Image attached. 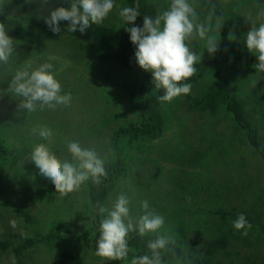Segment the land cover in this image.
Instances as JSON below:
<instances>
[{"label": "trees", "instance_id": "1", "mask_svg": "<svg viewBox=\"0 0 264 264\" xmlns=\"http://www.w3.org/2000/svg\"><path fill=\"white\" fill-rule=\"evenodd\" d=\"M173 1L44 0L42 11H36V7L29 8L32 4H26L27 0H0V212L9 206L8 210L25 223L24 230L18 233L0 231V235L5 234V240L0 239V249L11 253L7 264H27L25 250L39 238L47 244L56 242L58 264H86L85 257L82 262L73 257V252L88 244H84V240L103 245L106 252L114 255L113 264H264V53L247 55L261 78L260 83L251 88L246 82L248 89L243 90L239 78L230 75L224 66L227 56L216 53L217 59L212 61L197 53L201 43L196 45V35H190L188 43L178 41L179 49L176 48L172 35L165 33L163 26L174 20L180 22L182 32L196 31V25H192L196 15L182 20L185 10L182 3L196 8L198 0H178L179 9L171 11L166 7ZM212 1L216 0H206V4ZM225 1L230 9L239 10L247 5L253 10L256 8L264 23V0ZM237 13L234 11L235 16ZM69 14L78 22L83 16L88 31L81 33L73 27ZM182 37L177 35L176 39ZM65 55L74 62L70 63ZM82 57L87 58L88 64L83 70L76 64ZM135 67L143 74L140 80L129 73ZM108 69L120 71L115 73V80ZM94 72H100L114 88L119 87L117 80L122 79L118 89L104 82L101 87L97 83L100 89L95 91L99 94L101 90L107 101H114L117 108L128 104L135 119L130 120L125 115L109 131L113 152L106 161L83 169L81 180L87 186L85 218L99 220L108 191L117 179L129 175V163L137 162L133 158H141L136 152H144L148 143L151 145L159 139L170 126L172 116L179 118L173 115L174 107L176 103L181 105L180 95L184 94L196 108L199 118H196V127L204 144L202 150L196 149L189 157L197 163L196 177L186 176L191 175L187 171L180 179V186L186 187V192L177 191L181 203L170 207L173 209L169 210L168 221L176 222L190 213L188 217L195 225L168 222L167 227L174 232L170 228L154 231L117 227L114 230L111 222L102 228L94 221L90 227L74 233L71 221L53 213L44 223L48 225L46 233L41 234L43 230L39 229L28 205L36 200L47 204V194L37 179L41 173H38L42 166L59 163L58 153L66 143L60 133L63 122L60 118L39 117L44 87L60 83L58 91L61 93L77 94L73 87L86 83L84 79ZM192 84L198 86L196 92L189 89ZM9 90H12L11 103H6L5 94ZM25 91L32 92L33 96ZM120 96L125 99L117 100ZM169 98L171 103H167ZM113 117V114L106 115L104 122ZM31 121L34 127H41L48 134L41 135V139L49 147L43 150V160L34 159L37 163L29 159L18 162L14 152L7 153L2 145L3 133L13 136V143L22 148L25 156L28 152L25 151L26 138L31 141L34 134L30 135L24 122ZM221 123L226 125L227 131L218 130ZM29 149L33 157L39 153L32 150L33 146ZM214 163H221L225 169L223 173L218 170L219 182L212 179L211 166H217ZM134 170L138 176L139 166ZM29 173H35L31 180L24 176ZM158 174L156 172L154 178ZM20 182L22 185L16 189ZM68 183L65 181L64 185ZM16 193H20V197ZM191 205L195 211L188 210ZM188 228L198 236L196 239L201 238L203 246L185 244ZM69 232L72 233L69 238L78 243L72 242L70 248L62 250L59 242H65Z\"/></svg>", "mask_w": 264, "mask_h": 264}, {"label": "rangeland", "instance_id": "2", "mask_svg": "<svg viewBox=\"0 0 264 264\" xmlns=\"http://www.w3.org/2000/svg\"><path fill=\"white\" fill-rule=\"evenodd\" d=\"M215 2L212 1L208 5L206 4V0H198L196 8L195 5L188 7L185 3H182V6L184 5L185 7L182 20H190L192 16L196 15V22L192 24L196 25V31L188 29L186 33L182 32L179 26L180 22L174 20L166 23L163 26V30L165 33L172 35V41L178 49V41L188 43L190 42V35H196V45L200 46L201 43L197 52L199 55L201 54L212 61L217 59L216 53L227 56L228 58L224 62L226 65L224 66L228 69L230 75L232 74L233 77L239 78L241 81L239 84L241 83L243 86L242 89L247 91L248 85L245 84L246 82L251 84L249 88L260 83L259 79L261 75L258 73V69L254 65L252 66L247 55L264 53V23H261L256 8L255 10L251 9L252 6L249 7L247 5L239 10H235L234 8L230 9V5H227L225 0H216ZM250 2L254 3L255 1L250 0ZM26 4H32L29 5V8L36 7V11H42L45 5L44 0H27ZM180 4L178 0H174L166 8L171 11L178 10ZM96 5L99 7V3H96ZM218 5H221V7L219 8ZM234 11L238 12L236 16L234 15ZM187 12L190 15H187ZM72 17L73 15L69 14L68 19L73 27L81 33L88 31L87 23L83 16L80 20L81 22ZM158 19L159 23H161L162 16H160V13ZM177 35H183L182 39L177 40ZM53 50L57 51L56 49ZM197 53L196 55H198ZM65 56L69 62H74L68 55ZM86 60V57H82L80 62L76 64H79L83 70L88 65ZM108 71L115 80V73L119 70L113 71L112 69H108ZM129 73L132 75V78L142 79L143 74L140 68L135 67ZM202 76L205 77L206 74ZM84 80L86 83H78L73 87V92L77 94L70 93L71 91L65 94L61 93V91H58L62 86L60 83L53 87L46 85L43 91L45 92L44 98L39 103L40 108L42 107L39 112L40 118H44L45 120V118L52 115L63 121L60 133H62L63 139L66 141V143H62L64 149L58 153L57 161L59 163L52 166H42L40 167L41 170H39L41 172L38 173H41L37 179L40 180V185L45 189V193L47 194L45 202L47 204L36 200L28 205L29 212L33 214L40 226L39 229L43 230L41 234L44 235L46 233L45 230L48 228V225L45 224L47 223V219H49L48 217H51L53 213L59 214L61 217L71 221L73 229V231L71 229V232L74 233L90 227L94 221L98 222L102 228L108 222H111V227L114 230L117 227H120L119 229H123V227L145 228L154 231H160V228H170V231L174 232L173 228L167 227L168 222H170L168 221L169 210L173 209L170 207L181 203L180 195H176L177 191L186 192V187L182 189L180 186V179H183L187 171L191 172V175L188 174L186 176L196 177L197 163L195 160H190L189 157H192L196 149L202 150L204 144L200 139V134L196 127L197 119H199L196 108L190 105V100L186 99L184 94L180 95L181 105L178 106V103H176L174 107L176 110L173 112V115H178L180 119L172 116L174 119L170 118V126H168L162 136L151 142V145L148 143L144 152H136V155L141 156V158L136 159L137 157H134L133 160H137V162L129 163L131 169L129 175L126 178L117 179L111 190L108 191L103 206L105 211L102 208V211L99 213V220L95 217L87 220L83 209L87 201L85 190L87 186L81 180L82 171L85 167H89L90 169L106 161L108 155L113 152V148L110 145V134L108 135L109 131L115 128L124 119L125 115L131 120L135 119V114L128 104L124 106L120 105L117 108L114 101H107V96L101 90L99 94L95 91L96 88L99 90L100 88L98 87L104 84V82H107L108 86L112 89H118L121 86L122 79L117 80L119 84L117 88L112 87L111 81L104 79L100 72H94L93 76ZM18 85L23 88V85ZM28 87L32 89L31 86L28 85ZM197 87L192 84L189 86V89L191 88V91L196 92ZM77 88H79V91ZM11 91L9 90L5 94L6 103H11L9 98ZM25 92L28 96H33L32 92ZM122 99H125V96L117 98V100ZM170 99L167 100V103H171ZM110 114H113L114 117L107 123L104 122L105 116L107 115L108 117ZM97 118L102 119L98 120ZM175 121L178 124H175ZM24 125L29 128L31 136L34 134L31 141L26 138L28 148L25 151L28 152L25 156L21 152L22 148L18 144L13 143V136L11 134L7 133L6 136V133H3L4 138L1 143L5 146L7 153L14 152V157L18 159V162L29 159V161L32 160L33 163H37L43 160V150L49 147L46 142H42L41 135L48 134L42 131L41 127H34L32 121L29 123L24 122ZM218 130L227 131L226 125H222L221 123ZM18 131L21 130L18 129ZM21 132L26 136L29 135L24 131ZM196 135L198 137L197 142ZM30 146H33L32 150L39 152L34 157L31 154L32 152H30ZM25 151L23 152L25 153ZM34 159L38 161H34ZM156 159L159 161H154ZM197 162L200 163V161ZM5 164L7 165V162ZM157 164L160 166H156ZM136 166H139L140 170L138 176L134 170ZM5 167L7 168V166ZM211 170L212 179L215 182H219L221 177L218 170L222 171V173L225 171L222 164L219 163L217 166H211ZM156 172H159V174L154 178ZM24 176L25 179L31 180L35 177V173H29ZM65 181H69L67 186L64 185ZM21 185L22 183L20 182L16 186V189L20 188ZM16 196L20 197V193H16ZM3 209L5 211L2 210L0 212V231L7 232L8 230L10 233L23 231L25 223L20 222L8 210L9 206ZM194 209V206L191 205L188 210L192 211ZM189 214H184L176 222L183 221L187 224L193 223L195 225V221L189 219ZM176 222L170 223L175 224ZM188 230L189 228L186 230V233ZM71 232L67 234L68 239L65 242H59L62 250L70 248L72 242H77L69 238L72 236ZM195 235L192 230H189L184 242L185 244L191 242L194 246L200 248L203 246L201 238L198 240L195 238L198 236ZM0 239L5 240V234L2 233ZM11 239L12 237H10ZM84 241V244L86 242L88 244L79 247L78 251L75 250L77 252H73L74 258L77 257L78 261L82 262L85 257L86 264H113L112 259H115L114 255L106 252L103 245L96 241ZM55 245L56 242L47 244L39 238L37 242L26 248L24 259H26L27 264H58L59 248ZM238 248L241 249L242 247L238 245ZM9 256H11L9 250L0 249V264H7Z\"/></svg>", "mask_w": 264, "mask_h": 264}]
</instances>
